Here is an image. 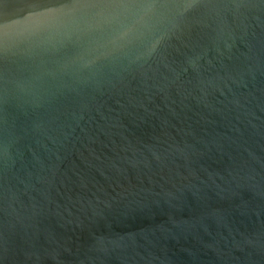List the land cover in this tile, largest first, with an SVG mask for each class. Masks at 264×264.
I'll return each mask as SVG.
<instances>
[{
  "label": "water",
  "instance_id": "water-1",
  "mask_svg": "<svg viewBox=\"0 0 264 264\" xmlns=\"http://www.w3.org/2000/svg\"><path fill=\"white\" fill-rule=\"evenodd\" d=\"M0 264H264V0H0Z\"/></svg>",
  "mask_w": 264,
  "mask_h": 264
}]
</instances>
